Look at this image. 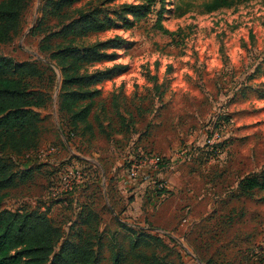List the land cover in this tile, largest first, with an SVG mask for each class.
Here are the masks:
<instances>
[{"label": "rangeland", "instance_id": "1", "mask_svg": "<svg viewBox=\"0 0 264 264\" xmlns=\"http://www.w3.org/2000/svg\"><path fill=\"white\" fill-rule=\"evenodd\" d=\"M124 1L138 2L116 4ZM207 1L166 0L169 10L161 24L171 33L155 23L157 4L129 28L87 37L86 42H95L119 34L127 41L115 49L113 61L89 68L126 66L99 85L101 95L93 109L100 112L101 102L106 104L108 115L101 119H112V128L107 129L111 142L96 128L93 117L95 134L90 142L77 135L66 139V128L60 135L61 72L49 61L53 82L46 106L37 109L43 118L39 147L54 144L58 152L50 158L51 169L43 160L11 156L19 170L33 167V178L8 189L3 206H50L49 215L66 233L80 204L89 203L100 217L99 264H111L116 248L126 251L133 231L143 229L163 239L164 246L152 242L140 247L146 253L156 251L162 264H264V191L238 196L235 189L242 176L264 170V0L205 12L202 5ZM42 2L29 1L20 30L10 42L0 43V54L15 61L46 60L48 54L39 47L43 34L31 33L41 17ZM112 97L118 108L134 114L136 128H154L156 149L130 144L126 129L117 132ZM209 126L221 132L220 153L210 158L204 144ZM188 145L198 150L185 160H175L170 170L161 168L155 180L167 182L164 198L145 211L150 184L129 183L126 160L147 150L166 156ZM72 162L85 171V182L68 196L61 191L49 199V186ZM55 183L63 186L59 179ZM135 195L142 199L137 201ZM261 249L260 254L254 252Z\"/></svg>", "mask_w": 264, "mask_h": 264}, {"label": "trees", "instance_id": "2", "mask_svg": "<svg viewBox=\"0 0 264 264\" xmlns=\"http://www.w3.org/2000/svg\"><path fill=\"white\" fill-rule=\"evenodd\" d=\"M29 1L0 0V43L10 42L18 33ZM116 1L43 0L41 17L31 33L43 34L39 47L48 54L46 60L15 61L0 54V264H99L100 217L89 203L80 204L68 232L64 233L62 226L49 215L50 206L10 209L3 206V201L8 189L33 178L34 168L19 170L11 156H24L40 146L43 118L37 109L45 107L50 99L48 88L53 82V69L49 61H54L61 72L58 113L63 122H60V135L63 136L66 128V139L77 135L90 142L95 134V125L90 119L93 117L97 121L96 128L110 138L107 129L112 128V119H101L108 115L106 104L102 102L100 112L93 111L95 99L101 95L99 85L124 72L126 66L115 63L103 69L89 68L113 61L117 56L115 49L122 48L127 41L119 34L95 42H86L87 37L113 28H129L152 12L157 4L155 23L162 32L171 33L161 24L164 11L169 10L166 0L117 4ZM241 1L245 0H209L202 7L210 12ZM51 21V26L46 27ZM261 95L264 96V89ZM111 101L112 110L115 108L111 116H116L117 132L122 134L124 129L135 128L134 114L118 108L113 97ZM235 189L238 196L264 191V170L242 176ZM132 235L135 236L126 251L123 247L116 248L111 264H162L156 251L146 253L140 249L152 242L164 246L161 237L146 229L133 231ZM263 250L254 252L260 254Z\"/></svg>", "mask_w": 264, "mask_h": 264}, {"label": "built area", "instance_id": "3", "mask_svg": "<svg viewBox=\"0 0 264 264\" xmlns=\"http://www.w3.org/2000/svg\"><path fill=\"white\" fill-rule=\"evenodd\" d=\"M221 132L220 128L209 126L204 136V144L207 146L205 149L208 157H214L220 153L218 148V142L220 141ZM196 149L193 145L185 146L183 148L177 149L170 152V154L163 156L156 154L152 151H140L132 155L127 163V177L128 182L133 184L135 180L148 181L149 187L153 191L164 192L167 189V182L165 180L157 179L156 176L159 174L161 168H168L172 166L178 160H185L191 154H193ZM203 151V150H202ZM205 151V150H204ZM58 152V148L54 144H48L43 147H39L36 151L27 153L24 155L25 158H34L38 160L48 161L50 158ZM205 153V152H204ZM70 163L65 165L64 168L59 172L58 178L61 182V188L55 183L49 188V199H53L61 191L67 194L66 196L74 193L85 178V171L81 169L76 163Z\"/></svg>", "mask_w": 264, "mask_h": 264}, {"label": "crops", "instance_id": "4", "mask_svg": "<svg viewBox=\"0 0 264 264\" xmlns=\"http://www.w3.org/2000/svg\"><path fill=\"white\" fill-rule=\"evenodd\" d=\"M153 129L154 128H136V125H135V128H129L130 144H134L135 142L145 143V145L156 149V147H157V145H156L157 144V135H155V131H153ZM178 131H179V129H178ZM144 132H145L144 139L140 140L139 136L141 133H144ZM112 140L113 139H110L109 141L111 142ZM43 163H44V165H46V168H48V169H51L50 164H53V162L51 160L43 161ZM167 169L170 170V167H168ZM149 190H150L149 191L150 193H148L146 195L148 197L144 200L145 201L144 202L145 211H148L150 209L152 203L159 201V200L164 198V192L153 191L150 187H149ZM136 196L137 195H135V199H137V201L142 199L141 197H136ZM132 201H134V198L132 199ZM35 206H41V209L45 208L44 204H39V205H35ZM32 207H34V206H32ZM10 209H15V208H10ZM50 210H51V207H50ZM140 213H142L141 210L138 212V214H140ZM157 228L159 229V227H157Z\"/></svg>", "mask_w": 264, "mask_h": 264}]
</instances>
